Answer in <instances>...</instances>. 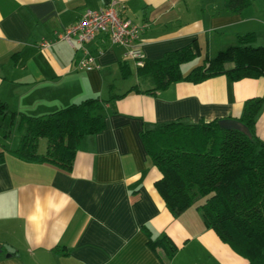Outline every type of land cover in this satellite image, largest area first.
<instances>
[{
  "label": "crops",
  "instance_id": "0c3cea01",
  "mask_svg": "<svg viewBox=\"0 0 264 264\" xmlns=\"http://www.w3.org/2000/svg\"><path fill=\"white\" fill-rule=\"evenodd\" d=\"M110 1L0 0V99L11 111L42 115L87 97L107 100L104 128L80 140L71 171L6 152L0 163V264H201L200 258L205 264H247L198 212L168 211L154 187L160 172L140 134L172 121L237 119L246 99L260 96L255 132L264 141V76L176 81L154 94L130 91L109 99L134 85L151 88L153 78L139 75L134 61L105 34L85 45L95 67L78 70L81 49L57 34L86 9ZM115 7L142 27L138 46L144 61L193 41L200 47L196 58L203 60L248 31L256 34L255 45L264 46V2L237 14L224 11L223 0H115ZM43 39L51 42L45 49L39 47ZM185 64L183 75L200 62ZM17 119L10 120L15 127ZM9 137L0 135V149L17 147L19 140L8 145ZM44 150L39 143L38 152ZM162 233L177 247L170 258L148 245Z\"/></svg>",
  "mask_w": 264,
  "mask_h": 264
},
{
  "label": "trees",
  "instance_id": "16d2710c",
  "mask_svg": "<svg viewBox=\"0 0 264 264\" xmlns=\"http://www.w3.org/2000/svg\"><path fill=\"white\" fill-rule=\"evenodd\" d=\"M252 1L223 0V9L237 14ZM255 40L253 31L239 34L235 44L206 56L183 75L181 65L200 54L198 43L193 41L138 67L139 75H151L153 87L140 90L134 85L109 99L130 91L154 94L176 81L196 83L218 75H225L230 81L264 76V46L255 45ZM122 76L127 77L128 73L123 72ZM106 101L87 97L46 114L29 115L11 111L0 99V135L6 138L11 133L2 124L7 116H18L19 133L16 148L0 149V163L8 152L24 162L48 163L71 171L80 140L104 128ZM262 103L260 96L247 98L237 118L248 134L219 127V119L172 121L140 134L147 156L160 172L154 187L168 211L178 216L197 198H204L196 205L203 224L247 264H264V141L255 132ZM40 138L46 140L43 152H38ZM148 245L154 251L161 248L167 258L177 249L165 233L149 238Z\"/></svg>",
  "mask_w": 264,
  "mask_h": 264
},
{
  "label": "built area",
  "instance_id": "2783aa9c",
  "mask_svg": "<svg viewBox=\"0 0 264 264\" xmlns=\"http://www.w3.org/2000/svg\"><path fill=\"white\" fill-rule=\"evenodd\" d=\"M140 25L119 14L115 7V0L96 9H86L85 12L70 26L57 34V39L63 40L70 47H79L82 56L75 62L78 70H91L95 67L93 55L85 47L98 34H105L112 44L124 49V56L132 59L136 66L144 63V54L139 48ZM51 44L48 40H41L39 47L47 48Z\"/></svg>",
  "mask_w": 264,
  "mask_h": 264
},
{
  "label": "rangeland",
  "instance_id": "374dc122",
  "mask_svg": "<svg viewBox=\"0 0 264 264\" xmlns=\"http://www.w3.org/2000/svg\"><path fill=\"white\" fill-rule=\"evenodd\" d=\"M252 2H256V4H261V3H263L264 2V0H253ZM248 8V7H247ZM233 44H235L236 43V40H233V42H232ZM213 55V54H212ZM192 63H186V64H193V63H201L202 62V59L201 58H196L195 60H193V61H191ZM185 64V65H186ZM187 66H189V65H187ZM186 67H184L183 68V70L185 69ZM188 70H184L183 72L185 73V72H187ZM115 92L116 91H119V88H115V90H114ZM10 118H9V116L4 120V124L6 125V126H8L9 128H10V137L8 138V140H7V143H8V145H10V143H11V141L15 138V141H18L19 140V133H18V131H17V129H16V127L13 125V124H11V122H10ZM39 143H40V146H45V144H46V140H45V138H40V140H39ZM15 147V146H14ZM203 200H204V198H201V197H199V198H197V200L193 203V205L191 206V207H189V211L190 212H193L194 210L196 211V212H198L197 214H199V211H198V209L196 208V205H198L199 203H201V202H203ZM188 212V211H187ZM190 212H188V213H190ZM184 216H187V213L184 215ZM198 216H200V214L198 215ZM188 217H189V220L192 222V223H194V221L196 220V217H195V219H192V217H191V213H190V215H188ZM200 219H201V217H200ZM201 259V261H202V263L201 264H205V259L204 258H200ZM208 263V262H207Z\"/></svg>",
  "mask_w": 264,
  "mask_h": 264
},
{
  "label": "water",
  "instance_id": "95a60500",
  "mask_svg": "<svg viewBox=\"0 0 264 264\" xmlns=\"http://www.w3.org/2000/svg\"><path fill=\"white\" fill-rule=\"evenodd\" d=\"M218 125L219 127L224 128V129H236L240 132L248 134L247 128L241 122H239L237 119H234V118L219 119ZM4 247L9 253L13 251L12 248L8 245H5Z\"/></svg>",
  "mask_w": 264,
  "mask_h": 264
}]
</instances>
